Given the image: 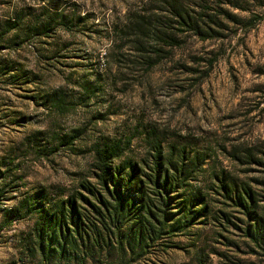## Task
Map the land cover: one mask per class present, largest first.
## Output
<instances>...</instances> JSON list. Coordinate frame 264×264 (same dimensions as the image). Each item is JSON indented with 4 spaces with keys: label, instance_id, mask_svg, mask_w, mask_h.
I'll use <instances>...</instances> for the list:
<instances>
[{
    "label": "rangeland",
    "instance_id": "rangeland-1",
    "mask_svg": "<svg viewBox=\"0 0 264 264\" xmlns=\"http://www.w3.org/2000/svg\"><path fill=\"white\" fill-rule=\"evenodd\" d=\"M175 1L197 18L222 20L220 9L241 19L264 15V0ZM166 8L164 0H0V31L18 19L0 50V264H41L30 246L38 218L26 214V199L56 198L89 176L96 143L130 141L125 157L138 159L151 128L166 143L209 156L195 184L209 216L174 240L178 249L162 258L155 252L146 264H264L263 252H249L254 247L243 235L244 217L208 190L225 177L264 192L252 182L264 178L260 168L225 154L264 146V20L247 31L225 23L226 38L201 41L179 28ZM53 14L54 25L64 18L70 30L24 40L29 19ZM136 14L179 45L157 38L137 51L124 29ZM70 136L75 141L59 147ZM17 209L19 219L7 224L6 212Z\"/></svg>",
    "mask_w": 264,
    "mask_h": 264
},
{
    "label": "trees",
    "instance_id": "trees-1",
    "mask_svg": "<svg viewBox=\"0 0 264 264\" xmlns=\"http://www.w3.org/2000/svg\"><path fill=\"white\" fill-rule=\"evenodd\" d=\"M164 3L175 24L201 41L226 38L225 23L247 31L264 20V15L256 13L241 19L225 9L219 11L222 20L204 13L197 18L195 11H185L175 0ZM230 4L245 10L237 3ZM132 17L127 19L124 29L133 36L137 51L145 50L144 41L157 38L164 39L171 48L179 45L174 35L144 23L140 15ZM55 18L57 15L53 14L46 19H29L27 27L22 26L26 29L24 40L51 38L60 28L70 30L66 19L61 18L54 25ZM11 20L0 31V50L3 40L18 28V19ZM160 51L153 50L156 55ZM75 139L63 138L59 147L68 146ZM166 142L156 128L149 129L143 139V154L136 160L125 157L130 141L96 143L91 148L89 176L78 178L70 188H62L56 198L26 199L22 204L26 214L38 218L32 228L30 246L40 254L41 264L53 260L57 264H146L155 252L162 258L178 249L176 238L188 235L189 229L196 225L205 224L209 207L195 184L209 156L204 150L189 151L185 145ZM225 154L238 165L260 168L264 174L263 145H243ZM43 156L47 158V150ZM252 182L264 190V178ZM215 184L209 187L210 194H219L224 204L244 217L243 235L254 247L249 249L250 254L259 250L264 255V192L253 191L249 185L227 181L225 177ZM15 212L20 209L6 212L7 224L19 219Z\"/></svg>",
    "mask_w": 264,
    "mask_h": 264
}]
</instances>
